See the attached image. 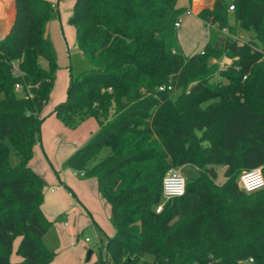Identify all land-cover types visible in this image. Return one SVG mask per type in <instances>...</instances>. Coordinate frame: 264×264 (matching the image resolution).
I'll return each instance as SVG.
<instances>
[{
    "label": "trees",
    "instance_id": "trees-1",
    "mask_svg": "<svg viewBox=\"0 0 264 264\" xmlns=\"http://www.w3.org/2000/svg\"><path fill=\"white\" fill-rule=\"evenodd\" d=\"M192 1L74 0L68 22L90 67L70 73L52 113L69 128L88 118L99 126L66 160L97 180L110 206L114 233L105 255L88 264H264V187L239 185L256 167L264 177V0L200 8L197 17L222 34L186 56L175 22ZM14 2L0 39V264H48L54 252L43 236L52 222L41 210L44 181L29 161L58 69L46 32L55 6ZM237 26L251 38L239 39ZM224 56L228 67L219 69L214 60ZM187 164L198 176L156 212L163 177ZM17 238L20 260L12 261Z\"/></svg>",
    "mask_w": 264,
    "mask_h": 264
},
{
    "label": "crops",
    "instance_id": "crops-1",
    "mask_svg": "<svg viewBox=\"0 0 264 264\" xmlns=\"http://www.w3.org/2000/svg\"><path fill=\"white\" fill-rule=\"evenodd\" d=\"M49 1L55 6L56 16H60L61 12L64 20L69 19L74 3L72 0ZM211 1H192L191 8L179 17L180 25L177 28L179 37L180 33L187 29L195 31L193 34L197 36V40L202 39L200 41L205 43L209 25H205L196 13L204 6H211L213 3ZM177 6L187 7L188 0H178ZM14 17V0H0V39L9 32ZM56 26L57 20L53 17L47 24V30L54 33L52 44L55 47L57 64L60 68L56 71L55 86L42 110V116L45 118L41 123L40 137L33 146V156L29 161V166L44 181L41 210L44 216L52 222L51 228L46 233L49 234L50 242L48 243L50 244L46 242L47 235L43 236L45 246L54 252V258L48 264H85L83 257L88 250L85 243L87 237L85 241L79 240L80 232L90 227L96 235L110 237L114 233V228L111 223L110 206L101 197L97 188V180L77 175L66 165L67 158L83 145L98 130L99 126L94 118H88L72 129L65 126L52 113L54 107L66 98L70 76L66 71L67 63L64 58L63 43L54 31ZM71 37L73 39L72 34ZM181 47L184 50V45ZM91 257V261L95 259L92 255Z\"/></svg>",
    "mask_w": 264,
    "mask_h": 264
},
{
    "label": "rangeland",
    "instance_id": "rangeland-1",
    "mask_svg": "<svg viewBox=\"0 0 264 264\" xmlns=\"http://www.w3.org/2000/svg\"><path fill=\"white\" fill-rule=\"evenodd\" d=\"M59 1L61 2L63 0H59ZM72 1L74 2V0H72ZM206 2H209V0H206ZM211 2H213V0ZM66 5H67V2H66ZM66 8L68 9V6ZM54 18L57 20L56 30L54 29V31L56 32L57 36L59 37V39L63 43L64 58H65V61L67 63V69H66L67 73L68 74L71 73V74L75 75V74L79 73L80 71L89 68L90 67L89 62L83 57V55L80 53V51L77 47L76 40H75L74 27L68 22V20H66V19L64 20V16H63V14H61V12H60V16L55 15ZM230 22L231 23L233 22L232 13H230ZM46 32H47V35L50 38L51 42H53V39H52V36L54 35L53 31H50L51 32L50 33L48 30H46ZM194 32L195 31L192 32L191 30L186 29L180 33V37H179V35H177L178 42H179V44H181L180 46L184 45L183 52L186 56H189V55H191L197 51L199 52L200 49L203 50L205 43L206 44L207 43L214 44L216 42V40L218 39V36L220 34H222V32L219 31L216 27H214V26L209 27L208 26V30L206 31L207 33L205 35L207 39L204 43V42H201L202 39H200L201 41L199 39L197 40V38H196L197 36L193 34ZM235 32H236V36L243 41L248 40L253 35V32L251 30H245L239 26L236 27ZM223 33H228V31H223ZM71 34L73 35V39L71 37ZM39 62L42 66L46 65V60L42 57L39 59ZM214 62H216L218 64L219 69H225L228 67L229 58L224 56L220 60H214ZM58 68H60V67H58ZM58 70L59 69H57V71ZM56 75H57V73H56ZM217 78H221L222 80H225V78L223 76H220V75H216L215 79H217ZM54 86H55V83H54ZM179 94H180V89L174 90L172 92L173 97H176ZM79 125H80V123L76 127H78ZM75 128H72V129H75ZM172 169L179 171L182 174V176L186 179V181L197 177L199 174V171H198L196 166L188 165V164L182 166L181 168H172ZM218 173H219V177L217 179V182L222 183L224 181V178L222 177V170L219 168H218ZM165 201H166L165 199H162L161 202L164 203ZM79 236H80L79 240H81V241H85L86 237L89 239V241H87L85 243L87 244L88 249H91L93 251V254H92L93 258L96 259L99 252H101L103 255H105L104 247H103L105 242H106V238H107L105 235H96L95 232L93 231V229L89 227L87 229H84L82 232H80ZM45 239H46L47 243L50 242L49 241V234L45 237ZM18 241H19V238H17L15 240V242L13 243V252L11 254V260L12 261H19L20 260V257L15 254V249H16V246L18 244ZM48 244H50V243H48ZM85 259H86V252H85V255L83 257V263L88 264V262ZM240 264H247V262L242 261V262H240Z\"/></svg>",
    "mask_w": 264,
    "mask_h": 264
},
{
    "label": "built area",
    "instance_id": "built-area-1",
    "mask_svg": "<svg viewBox=\"0 0 264 264\" xmlns=\"http://www.w3.org/2000/svg\"><path fill=\"white\" fill-rule=\"evenodd\" d=\"M234 9L233 5L228 6V10L232 11ZM180 25V20L178 19L175 22V27L178 28ZM163 87H160L162 89ZM170 87H168L169 89ZM15 89L19 90L21 89V86L19 84L15 85ZM223 170V169H221ZM82 174V173H81ZM264 177L261 172V167H256L248 171H244L241 173L239 178V185L242 189H244L246 192H253L258 189H261L264 187ZM185 184L186 179L182 176V174L175 170V169H169L162 180V198L165 200L182 196L185 192ZM249 188L252 190L249 191ZM163 203L160 202L156 208V212H160L162 210ZM89 239L86 238V241ZM251 260V259H250Z\"/></svg>",
    "mask_w": 264,
    "mask_h": 264
},
{
    "label": "water",
    "instance_id": "water-1",
    "mask_svg": "<svg viewBox=\"0 0 264 264\" xmlns=\"http://www.w3.org/2000/svg\"><path fill=\"white\" fill-rule=\"evenodd\" d=\"M92 252L93 251L91 249H88L87 250V252H86V259H85L87 262L90 261Z\"/></svg>",
    "mask_w": 264,
    "mask_h": 264
},
{
    "label": "clouds",
    "instance_id": "clouds-1",
    "mask_svg": "<svg viewBox=\"0 0 264 264\" xmlns=\"http://www.w3.org/2000/svg\"><path fill=\"white\" fill-rule=\"evenodd\" d=\"M262 183H264V182H262ZM252 189L251 188H249V191H251Z\"/></svg>",
    "mask_w": 264,
    "mask_h": 264
}]
</instances>
